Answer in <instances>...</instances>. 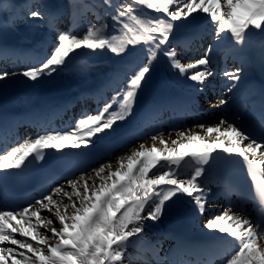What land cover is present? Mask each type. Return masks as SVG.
<instances>
[{"label": "snow or ice", "instance_id": "snow-or-ice-1", "mask_svg": "<svg viewBox=\"0 0 264 264\" xmlns=\"http://www.w3.org/2000/svg\"><path fill=\"white\" fill-rule=\"evenodd\" d=\"M40 7L39 0H30L22 17L44 21ZM98 8H105L114 22L112 31L119 32V37L112 35L105 23H89L82 35L57 32L51 53L14 65L10 71L0 70V81L17 75L33 82L51 77L66 68L71 55L81 48L92 53L107 49L122 59L132 58L139 48L141 62L126 64L123 86L117 83L111 97L94 112L83 111L74 123L25 139L11 150L0 149V171L22 170L43 162L49 149L61 155L66 149L91 150L97 139L115 133L119 124L133 115L142 83L161 55L170 69L203 93L209 78L216 75L211 59L214 46L208 45L198 58L182 63L177 46L170 44L174 28L180 26L176 22L189 24L197 19V13H203L210 21L214 40L228 37L234 47L245 43L249 31H264V0H81L82 14H97ZM145 10H149L148 15ZM242 71L239 67L223 71L231 82L226 87L228 93L238 88ZM228 103L221 94L214 107ZM195 128L200 131L177 130V138L170 144L162 132L152 134L151 147L140 143L117 159L115 170L110 158L104 162L115 147L107 145L91 153L98 167H80L78 176L66 172V185L51 191L42 189L39 199L34 198L28 206L17 210L0 204V264H132L128 248L133 238L144 233L145 221L157 222L166 203L181 197L188 198L198 215H204L212 191L201 180L206 166L227 165L233 157L240 158L254 185V195L264 206V112L259 117L258 133L246 126L239 114L225 116L218 123L201 121ZM157 142L164 147H158ZM188 160L193 162V171L181 178L179 168ZM225 199L227 206L204 224L208 231L233 243L221 264H264V219L254 222ZM44 212L49 215L44 216Z\"/></svg>", "mask_w": 264, "mask_h": 264}, {"label": "bare ground", "instance_id": "bare-ground-1", "mask_svg": "<svg viewBox=\"0 0 264 264\" xmlns=\"http://www.w3.org/2000/svg\"><path fill=\"white\" fill-rule=\"evenodd\" d=\"M23 0H13L14 7H19L18 3ZM49 1V0H46ZM25 2V1H23ZM55 3L56 1H51ZM67 11L73 18V21L76 20L77 16L75 13L74 4L76 2H81V0H65ZM149 13V10H145ZM152 15H159L157 13H151ZM197 19L189 24H182L181 22H176L180 24L179 27L174 28L171 37L170 44L175 45L183 49V55L188 54L185 46L189 49V43L196 34V28L198 27V35L201 32V26L206 28L210 23L209 19L205 18L203 13H197ZM99 24L105 23L109 25L110 30H112V25L114 22L111 20L110 16L107 14L106 10L101 11L99 15ZM10 20V14L6 10L0 12V36H3L7 40H15V42L21 43L23 47L33 46L35 49L42 46L39 41L38 35L48 32L49 24L43 22L41 28L43 30L39 31L37 27H33L29 32V39H26L22 36L16 27H7V25L12 24ZM74 23V22H73ZM189 33L188 38L185 33ZM113 35H120L119 32L114 33ZM183 41L186 43L183 44ZM213 53H212V66L216 72V75L212 78H209L208 84L203 93H199L195 90L193 82L188 81L186 78L179 77L174 70L170 69L167 59L162 55L159 57V60L154 64L152 72L145 78L142 86L136 97V107L133 109V115L125 122H121L118 126L129 123H139V127L135 126L130 127L129 130L120 131L122 129L117 128L115 133L109 135L105 139H97L95 146L91 150H75V154H80L81 157H86L87 154L91 152H96L101 149H104L107 145H114L117 141H120L121 137H125L123 140L125 143L124 146L113 149V154L104 158V162L110 158L113 164V170L117 167V159L121 156H126L130 154L132 149L138 148L140 143H144L146 147H151L153 141L151 140L152 134H157L158 132L163 133V138L171 143V140L176 139V131H187L192 129L193 131H200L195 128V124L192 121H188L190 124L176 125L174 121L163 122L161 119L162 115L165 116L168 114L172 107H179L183 102L185 106L194 105L202 113H206V118L204 121L209 123H218L220 119H223L225 116L231 118L235 114H240L244 112L248 107L254 105L256 111H248L242 115L246 126L251 125L255 130L258 128L259 117L262 112H264V31L251 30L246 34L245 43L242 46H233L232 42L228 37H224L221 41L217 42L213 40ZM20 50H23V49ZM53 50V47L50 48V53ZM140 49L138 48L137 52L134 54V58L139 55ZM10 53V52H8ZM21 53V52H20ZM6 53L3 51L0 52V63L7 61L8 59L4 56ZM137 55V56H136ZM17 59L16 56H9V59ZM117 56H111V59L105 65H114ZM126 64L130 63L131 58L123 59ZM142 59H132L139 64ZM127 61V62H126ZM220 62V65L218 66ZM81 67H78V66ZM241 68V81L239 82L238 88L234 89L232 93L226 91V87L231 83L226 77L222 75L224 70H232L234 68ZM125 70V68H124ZM93 69H89L84 64H75L71 69H64L61 72L57 71L51 77H43L37 82L30 81L20 75L10 77L5 81H0V115H4V112H1L3 106L12 105V107L30 105L36 110L44 107H56L62 102H68L67 98L70 96L74 101H76V95H82V98L86 96L84 89L91 82L96 83L99 79H105L106 74L109 76L118 79L116 71L112 72L111 70L99 69L97 74L99 78L95 79L91 75ZM96 72V71H95ZM118 73H120L118 71ZM119 76V75H118ZM61 78V79H60ZM155 84L157 91H152L148 89V86ZM217 83V84H215ZM106 83L98 82L97 91L105 87ZM154 88V89H155ZM229 100V103L221 108H216L214 105L218 102L219 98ZM66 99V100H65ZM69 100V99H68ZM90 99H84L83 102H88ZM71 102V103H72ZM258 102V105L255 103ZM72 103V104H73ZM78 102H75L77 104ZM69 104V103H68ZM11 107V108H12ZM184 113H186L187 108H184ZM172 111V110H171ZM201 116V117H202ZM9 116H6L8 118ZM192 116H189L191 118ZM3 120L2 118H0ZM17 119V118H16ZM180 122V121H179ZM23 124V123H21ZM119 131V132H118ZM171 134V135H170ZM12 136L13 131H5L2 134V137ZM122 141V142H123ZM247 143V142H245ZM157 146L163 148V145ZM238 158L239 157H234ZM91 164V165H90ZM98 167V163L91 161L90 163H72L71 169L76 176H78L80 167ZM25 169V168H24ZM18 169H11L7 171H0V184L3 186L7 180L6 176L13 172L15 174L22 173L24 171ZM206 173L201 177L202 182L211 188L210 202L205 207L204 215H198L193 208V205L189 202L188 198L181 197L180 199L173 202L166 203V209L164 212L169 214V219L176 226L171 227L168 225H160L159 232L157 227H145L144 233L136 239L135 244L129 245L128 251L131 254L130 259L132 264H144L146 261L140 260V255L137 253V249L141 250L142 253L147 255L148 259L151 261V264H193L192 261H189V258L193 257L197 253V249H203L201 247L202 243L207 244L206 248L209 247L210 251H215L218 249L214 243L216 241H222L223 238L219 236L218 233L210 232L204 228V224L207 219L211 218L213 209L211 202L214 199H221V205L218 208V214L221 210L227 206L226 197L230 200L235 206L239 205L241 200V195H236L233 193L232 189L225 186V183L214 177L206 166ZM193 171V162L188 160L181 164L179 172L181 178H187ZM8 183V182H7ZM99 183V181H97ZM11 185V184H9ZM8 185H5V187ZM5 187L3 189H5ZM70 191V189H68ZM232 191V192H231ZM56 197H54L55 199ZM67 202V201H65ZM255 207L254 214L248 216L249 219H252L254 222H259L264 217V206H253ZM214 208V206H213ZM236 210L235 208L233 209ZM44 216H48L47 212L43 213ZM255 215V216H253ZM181 220L184 221L185 226H183ZM58 226V225H57ZM41 231H44L41 229ZM161 233V234H160ZM195 233H199L201 240L199 242H192L188 237H195ZM49 236L51 233H47ZM17 238L19 237L17 234ZM157 242V246L161 249V253L158 255L154 244ZM35 243V242H33ZM208 250V249H207ZM212 253V252H210ZM213 262L209 261L208 264ZM198 264H200L198 262Z\"/></svg>", "mask_w": 264, "mask_h": 264}, {"label": "rangeland", "instance_id": "rangeland-1", "mask_svg": "<svg viewBox=\"0 0 264 264\" xmlns=\"http://www.w3.org/2000/svg\"><path fill=\"white\" fill-rule=\"evenodd\" d=\"M43 1L44 0H39V4L41 6L40 7V10L41 11H44V13H46V11H48L50 13L51 10L52 11H55V10H59V9L65 11V9H66L65 8V0H59L58 4H55V5L52 4V2H51L53 0H49V2L46 1V0H45L46 2H43ZM57 1L58 0H56V3H57ZM0 2H1L0 7L7 6V0H1ZM8 2L10 3L9 4V7H10L11 6V0H9ZM2 4H6V5H2ZM28 4H29V1H28ZM25 6H26L25 4L22 6V9L23 10H24V7ZM50 6H51V9L48 10V8ZM74 7H76L77 14H78V18H80V20H81V17L85 15L86 17H85L84 20H85V23L86 24H89V23H91V24H99L98 21H97V17H98L97 14H93V13L92 14H90V13L89 14H82L81 13V2H76L74 4ZM100 10H101V8H98L97 9V12H99ZM144 14L145 15H148L149 13L146 11ZM68 17H64V16L62 17L63 20H65V21H67L69 23V24H66V26H69L70 23H71V20ZM59 20L60 19H56L55 22H58ZM25 21L26 22L23 24V26H26V27H24V28L20 27L24 31L28 28V26H32L33 24H41V22H35V21L27 20V19H25ZM66 26H64L61 29V31H58V32H65L64 30H66L65 29ZM108 31L112 35L114 34V32L110 30V28H108ZM83 32L84 31L80 32L79 34L82 35ZM75 33H78V32H75ZM54 37H56V36H54ZM117 37H119V35ZM177 53H180L178 48H177ZM111 56H112V53H110L107 49H105L103 52H100L99 50H97L96 53H92L90 50L81 48V49L77 50V53H74V54L71 55V57L67 61L66 69L69 67V65H72V64L76 63L78 60H81L84 63V65L90 67V69L97 70V69H101V68H104V67L108 68L107 67L108 65H105V64L109 62V60L111 59ZM191 59H186V58L183 59V58H181V62L182 63H187ZM116 65H118V64H116ZM58 71H61V70H58ZM92 74L95 77V74H96L95 71H92ZM63 184L66 185L67 182H64ZM165 209H166V205H165ZM165 223L167 224V223H172V222L169 219V214H166L164 212L163 216L157 222H155V223H152L151 221H145V225H146L145 227H148V228L149 227H154V226L155 227H158V226L163 225ZM135 241H136V238H133L132 242H135ZM132 242H131V244H133Z\"/></svg>", "mask_w": 264, "mask_h": 264}]
</instances>
